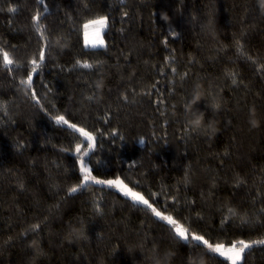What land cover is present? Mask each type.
<instances>
[{"label":"trees","instance_id":"16d2710c","mask_svg":"<svg viewBox=\"0 0 264 264\" xmlns=\"http://www.w3.org/2000/svg\"><path fill=\"white\" fill-rule=\"evenodd\" d=\"M43 2L47 13L40 0H0V48L21 65L8 72L0 55V264H188L191 258L165 222L117 190L90 185L68 193L79 182L75 144L83 137L57 125L20 84L38 48L30 24L36 11L47 15L50 48L33 88L52 115L93 131L96 146L90 161L84 157L93 174L121 176L160 210H179L200 234L264 239V228L239 225L241 215L264 208V69L235 47L239 39L248 55L264 58L261 0ZM210 14L215 40L201 27ZM98 15L109 18L107 47L91 50L84 47L82 25ZM196 83L204 93L196 108L214 124L211 136L191 132L185 119ZM94 92L97 98L89 100ZM37 223L38 235L25 233ZM82 225L83 236L70 240ZM213 255L201 257L221 264ZM245 264H264V246L246 252Z\"/></svg>","mask_w":264,"mask_h":264},{"label":"snow or ice","instance_id":"6c2138e0","mask_svg":"<svg viewBox=\"0 0 264 264\" xmlns=\"http://www.w3.org/2000/svg\"><path fill=\"white\" fill-rule=\"evenodd\" d=\"M41 4L44 7V12L47 13L48 8L47 4H44L43 0H40ZM123 2V0H121ZM261 4L264 5V0H261ZM87 7V5H85ZM9 12H15V7H10L8 9ZM125 16L128 15L127 12L124 13ZM47 20V15L42 14L40 11H36L34 15L31 16L30 24L32 31L38 34V48L31 55V58L26 62V66L31 69V71L26 72V78H21L20 84L23 86L24 95L28 96L31 100L35 101V104L41 108L46 113H49L51 119L55 121L57 125L67 126V129L73 130L75 133H78L80 137H83V141L75 144V153L77 155V159L79 161V182L73 186H70L67 191L68 193H75L78 190L84 189L90 185H98V186H107L108 188H112L117 190L119 193L126 198H129L135 205H142L147 210H150L151 214L157 218L159 221H163L166 223L168 227H170L171 232L174 234L175 238H178L181 242L188 246L187 256H203L206 253L214 254L213 258H223L221 264H245V253L251 252L254 247L264 246V239H233L232 237H213L208 234H200L195 230H192L190 224H186L187 218L183 217L179 210H175L176 214L167 211V205H165V210H160L154 202H150V199L147 198L141 191H137L134 187H130L125 180L121 178V176L116 175L115 178H100L97 175L93 174V167L91 163L85 162L84 157L88 156L90 161V152L96 146V136L93 131L86 130L85 127L79 126L77 123L72 122L66 115L57 112V114L52 115L49 112V109L45 107L44 103H42L41 96L37 95L36 90L33 88V75L37 73V70L41 68L46 60V53L50 48V38L46 34L47 28L43 21ZM108 16L106 15H98L94 18L88 19L83 25V35H84V47L89 48L91 50H99L106 49V41L104 39L105 29L108 27ZM202 30L207 29L209 35L213 40H215V23L212 15L210 14L208 18L207 25H201ZM89 28H92L91 37L89 36ZM173 36L176 35L175 32L172 33ZM167 43V40L164 41ZM57 44H60V38L56 41ZM64 45H61L63 47ZM15 47V46H11ZM235 47L237 49V55L243 56L244 58L253 62V64H258L261 69H264V63H261V60L264 58H253L248 55L244 51V46L240 43V40H235ZM0 55H2L4 69L8 72L12 71V65L16 64L17 68H20L21 65L16 62L10 55V52L4 50V48H0ZM98 64L101 62H97ZM76 65H79L86 69L93 68V64L88 63L87 61L81 62L79 60L76 61ZM74 65V67L76 66ZM172 72L176 73V69L172 68ZM227 75L232 77V83L236 84V76L237 73L230 71ZM187 76V73L180 75L181 87H183V82ZM103 87L102 81H97L95 84V88L99 90ZM211 87V85H209ZM212 105L214 108H220L221 103L217 100L216 95L208 94ZM96 92L93 93L92 96L88 97L89 100L96 99ZM127 100V96L124 97ZM51 103V102H49ZM185 104V112H186ZM199 104L196 105L198 107ZM52 108H55V105H51ZM251 112H249V117L251 118ZM250 122L254 125L255 121L250 119ZM205 123H209L205 120ZM191 132L197 134H203L205 136H211L214 133L210 134L207 131L201 133L197 132L195 129L190 128ZM216 131V129H215ZM102 135V133H101ZM85 142L87 143V148L84 147ZM143 143V140H141ZM83 149V151H82ZM64 151H68L67 148L63 149ZM244 181L237 177V183H243ZM153 196L156 193H152ZM175 200V197H173ZM58 208L59 205H56ZM95 211L98 214H103V209L99 206V204H95ZM230 214L235 215L232 209H228ZM264 216V208H261L258 212H254L252 217H250L247 213L241 215L239 217V225L240 226H248L249 229H253L255 227L264 228V222L259 220V217ZM255 217V218H253ZM40 228V224H32L25 230L27 232L37 233V230ZM83 225L80 230H76L73 233L69 234V239L73 240L83 236ZM86 239V237H85ZM36 245L35 250L39 254L42 250L39 248V245L36 241L33 242ZM199 249H203V252L198 251ZM171 256L170 252L165 253L164 259L165 261L168 257Z\"/></svg>","mask_w":264,"mask_h":264},{"label":"clouds","instance_id":"9594fccd","mask_svg":"<svg viewBox=\"0 0 264 264\" xmlns=\"http://www.w3.org/2000/svg\"><path fill=\"white\" fill-rule=\"evenodd\" d=\"M204 98L202 85L196 83L192 87L191 99L186 105L185 119L189 128L195 129L197 132H205L212 134L215 132V126L213 123H205V114L202 111L197 110L196 105ZM160 264V262H158ZM188 264H205L204 259L201 256H193L189 259Z\"/></svg>","mask_w":264,"mask_h":264},{"label":"rangeland","instance_id":"374dc122","mask_svg":"<svg viewBox=\"0 0 264 264\" xmlns=\"http://www.w3.org/2000/svg\"><path fill=\"white\" fill-rule=\"evenodd\" d=\"M92 31H93V29H92V28H89V36H90V37H91ZM104 39H105V38H104Z\"/></svg>","mask_w":264,"mask_h":264}]
</instances>
